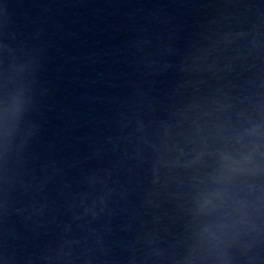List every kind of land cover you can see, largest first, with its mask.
I'll return each instance as SVG.
<instances>
[{"label":"water","instance_id":"water-1","mask_svg":"<svg viewBox=\"0 0 264 264\" xmlns=\"http://www.w3.org/2000/svg\"><path fill=\"white\" fill-rule=\"evenodd\" d=\"M209 0H0V264H143Z\"/></svg>","mask_w":264,"mask_h":264}]
</instances>
